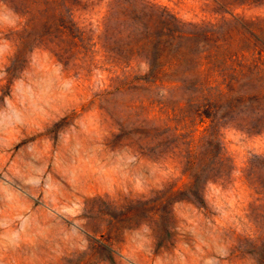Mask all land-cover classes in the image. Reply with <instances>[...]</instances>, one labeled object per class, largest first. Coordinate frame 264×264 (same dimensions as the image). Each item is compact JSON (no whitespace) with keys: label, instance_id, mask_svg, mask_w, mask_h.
<instances>
[{"label":"rangeland","instance_id":"374dc122","mask_svg":"<svg viewBox=\"0 0 264 264\" xmlns=\"http://www.w3.org/2000/svg\"><path fill=\"white\" fill-rule=\"evenodd\" d=\"M231 14L226 64L131 27ZM260 48L264 0H0V264H264Z\"/></svg>","mask_w":264,"mask_h":264},{"label":"trees","instance_id":"16d2710c","mask_svg":"<svg viewBox=\"0 0 264 264\" xmlns=\"http://www.w3.org/2000/svg\"><path fill=\"white\" fill-rule=\"evenodd\" d=\"M51 2L55 3L56 0H51ZM134 18L135 19H133V22L131 23V27L133 29V32L141 35V38H139L137 42L140 45L139 46L140 49L142 48L145 50L149 48L150 46H155L157 49L159 48L158 51L162 52V49L164 50L168 46L173 45L174 44L173 42H176L177 44L176 51H178L182 45L181 40L184 38L185 40L190 41L191 44H194V43L196 44L195 48L199 49V52L197 54L198 57L199 55H200V58L203 57L201 56V54H208L207 56H210L214 60H218L219 58H221L222 60L221 63L223 64H226V62L230 61L234 57L239 58L240 56L242 59H245L244 53L250 52V50H245L244 48L235 49V50L233 48V47L240 46L245 41L248 42L249 39L246 35V32L248 31L250 32V30L248 29V26L241 23L240 22L241 20L234 15H232V17L229 20L224 19V22H227V25L225 26L231 27L229 29L228 34H222L220 38L212 39V37H207L208 31H205L204 40H198V41L193 40L194 34L191 31L184 32V31H179L177 29H172L171 26H169V24L161 26V28H159V30L155 34L152 31L153 26L150 24V22L143 21L141 18H138L137 16H135ZM239 24L241 25V27L239 26ZM221 28H223V26ZM232 29L236 30L237 35L240 34L239 38H237L236 35L233 36L231 34ZM240 29L243 30L244 32H240ZM263 51L264 49L260 48L258 52L259 58L261 57ZM160 55L162 56L163 54L160 53ZM207 56H204V57L206 58ZM180 60L181 58H176L177 62H179ZM167 63L168 62L166 61H159V63L154 66L153 71L156 73L155 77L157 76L161 77L164 75L162 74V72L165 69V65ZM169 64H172V62H169ZM238 66L242 68L243 64L242 65L239 64ZM150 67H152L151 64H150ZM231 68L235 70V67H231ZM222 78L223 80L218 83V87L220 88V94H222L223 88L227 90L225 91V94H229V92H231L234 89V86H235L234 80L233 78H227V76H222ZM202 137H200L198 141H196L198 142V145L200 144L199 142ZM193 145L195 146V144H192V146Z\"/></svg>","mask_w":264,"mask_h":264}]
</instances>
